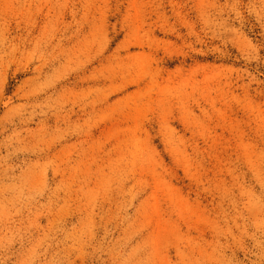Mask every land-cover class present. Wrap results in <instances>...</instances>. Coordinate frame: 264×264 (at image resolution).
Returning a JSON list of instances; mask_svg holds the SVG:
<instances>
[{
    "label": "rangeland",
    "instance_id": "374dc122",
    "mask_svg": "<svg viewBox=\"0 0 264 264\" xmlns=\"http://www.w3.org/2000/svg\"><path fill=\"white\" fill-rule=\"evenodd\" d=\"M0 264H264V0H0Z\"/></svg>",
    "mask_w": 264,
    "mask_h": 264
}]
</instances>
